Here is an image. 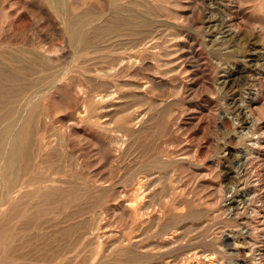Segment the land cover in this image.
<instances>
[{
    "label": "bare ground",
    "instance_id": "1",
    "mask_svg": "<svg viewBox=\"0 0 264 264\" xmlns=\"http://www.w3.org/2000/svg\"><path fill=\"white\" fill-rule=\"evenodd\" d=\"M4 1L7 2L9 5L11 3V5H13L14 7L11 10L5 11L1 15V21H0L1 28L6 29V27H7V31H10V30H12L13 26H17L19 28V32L22 29H24V30L29 29L33 34L30 36L28 35L27 37L20 38V39L17 38V36L15 34H12V35H8V37H5L6 39L4 41L0 42V111H4L2 114V118L4 119V124H2L0 126V179H1L0 184H3L2 186L6 190V196H5L4 201L6 202V204H8V213H7V214H9L8 219H10L9 221L13 225L12 228H10V229L9 228L0 229L1 230V232H0V264H43L42 262L44 260V257H41V258H43V260L38 257L39 259L42 260V262L38 259H36L35 261H20L18 258L10 259L11 258L9 256V253L11 254L10 250L13 252L15 251V253H16V251H18L17 249L20 247V245L18 243L19 242L18 239L20 238L19 232L29 233L30 231H34V232L36 231L37 233H41L42 231L47 229L48 226H50V222L52 221L51 219H48V218L45 219V217L48 216V215H46L48 206L49 205L50 206L55 205L57 208L62 209V211H63L64 208L67 207L68 204H70V202H72V200L75 199V197L78 194H80V192L78 191L80 189H78V188H76L77 190L72 189L70 192V197H68V195H67V197H68L67 198L66 194L62 193L60 191V189H58V187L54 184L55 182L59 181V179H57V177L55 176L59 172L56 170H48V171L42 170V166H44V165L41 166V162L44 163L43 161H45L47 158H45V160H43L44 157H43V159L41 158L42 160L40 163L36 162L34 160L35 150L33 152V147H34L35 143L33 142V139L36 136L35 135L36 123H37L36 120L38 119V117L40 116V113H41L38 111L43 112L44 108L47 106V99L52 98L51 99L52 103H50L52 106L51 107L52 111H59V109H60V111L62 109H64V111H66L67 109L65 110L66 107L64 108V106H67L66 105L67 103L64 104V106L62 105L63 108H60V107H61L62 102L63 103L68 102V103H71L73 105L72 108H75L76 111L89 112L90 116H89L88 121H90V122H91V120L94 122L98 121L99 123L98 122L96 123L98 125L100 124V120L103 122V120H102L103 117L105 119L107 118V117H105V115H102L100 113L98 115L97 114L98 112H100V111H117V112L122 111L123 107H126L127 105H129V102L126 100L127 97H130V99H132V98L136 99V100H134V103L132 106L133 109H131V111H135V112L134 113L133 112L127 113L120 118L121 126L119 127V129H123V131L126 133V135H128V137L130 138L131 134L133 135L132 131L134 130V127H137V130L135 131L136 135L134 133V136H137L136 137L137 138L136 139L137 140V146H138L137 148L139 149V157H140L141 165H140L139 171L131 179L132 180L131 186H132V189L134 190V192H136V193L139 192V194H140V193H143L145 190H148V188H146V187H147L149 181L152 180L153 182H155L153 179L156 178V180H157V176L159 177L158 174H160L162 171L163 172L167 171V170L169 171L170 165H173L171 163L174 162L173 159L172 160L170 159L169 161L167 160V158L173 157L172 155H174V154L172 153V155H170L171 152L169 154H166L168 151H164L166 153H165V155H163L161 157H157L156 156L157 153H154V150L156 147L155 146L156 141L154 143V140L156 139L155 136H157L156 133L158 132L157 131L158 128L160 126L164 127L166 134H172L177 129L179 131L180 124H181L183 117H184V112L188 111V109H186V108H180L179 110H167L169 107L168 108L166 107L167 109H162L160 111H156L158 102L156 103L155 101H152L153 98H151V94H154L156 92L155 93V95H156L158 92V91H156L157 87H155V85L158 86L160 84L161 86L163 85L164 87L166 86L169 88L172 86V88L176 91L175 93H177V97L181 101L183 100V102L187 98L191 97V99H192L193 97L196 98L200 94L202 95V91H201L202 88H206L207 91L210 93L209 98L211 97L210 99L213 100L212 95L216 96L218 91L216 89H214L213 86L207 85L209 83L207 81L211 80L210 79V73H211V69H212L211 64H210V60H209V54L219 55L220 53L218 52V48L221 47V45L223 46L224 44H227L230 41H234L235 39L242 40L243 37H241V35H242L241 29L238 25H236V23L238 24V22H236V20H235L236 17H234L233 12H232L233 11L232 10V8H233L232 4L234 3L233 0H210V2L213 4V10L211 11V13H213V14L210 15V17H208V19H205V17L203 18V11H204V8L206 7V5L209 4V0H186V1L192 2V6L188 4L189 6H191V9H190L191 12H190V14L186 13V16H185V14L180 15L181 13L177 14V12L173 13V14L172 13L169 14V12L171 11V6H172L171 3L173 2L172 4H175L176 1L179 2L182 0H94V1H96L95 4L98 6L97 7L98 9H101V11L107 12V14H104V17H100V15L98 16L97 12L92 10L91 8H85L87 3H89V5H90V2H92V0H56L57 3L54 0V2L57 4V6H54L55 7L54 10L53 9L51 10L49 8V6L52 3V0H4ZM183 1H185V0H183ZM178 2H176V3H178ZM239 3H241V1H239ZM56 4H54V5H56ZM93 4L94 3H92V5ZM182 4L183 3L181 2V5ZM92 5H90V6H92ZM177 5L180 6L179 4H176V6L175 5L174 6L178 7ZM181 7H179V8L181 9ZM51 8H52V6H51ZM182 8H184V7H182ZM7 9H8V6H7ZM257 9H258V12L260 13V15L263 16L264 15V0H258V8ZM35 11H38L40 13L41 19H42V15L45 17V18L43 17L42 21H44L46 23V26L47 25L49 26L51 34L44 35L45 32L43 33L44 30H42V28H40L41 26L40 27L38 26V23L33 24V23H30L27 21L28 17L36 15L34 13ZM57 13H58V15H56ZM174 14L175 15L177 14L176 16L173 17V19H175L177 21V23L172 25L170 22H168V19L171 16H173ZM217 14H220V15H217ZM261 18H262V20H264V16L260 17V19ZM37 21H40V20H37ZM204 22H206L208 24H214V26L217 29L218 34H221L223 37V41L219 44H214V46H212L210 51H207L205 46L203 47V43L200 41L201 39H199L200 35L195 34L192 31L187 30L186 26H185L186 24H189V23L193 24L194 23V24H198L197 25L198 29H201L204 26L203 25ZM251 25H252V23H251ZM263 25L264 24H261L260 26H263ZM251 27H253V26H251ZM254 27H256V26H254ZM196 30H197V28H196ZM3 32H5V31H3ZM262 32H264V31H262ZM244 35H245V33H244ZM213 43H215L214 40L212 41V44ZM246 44H247V46H250V47L253 46V47H251L252 50H250V51L256 52V47L254 46V43H252L251 39L250 40L247 39ZM197 45L199 46L198 48H197ZM163 51H165L164 54L166 57H169V56L171 57V55H172L171 59L167 60L165 62V64L164 63L162 64V62H160L161 56L163 55ZM155 62H157V65H154V64H156ZM158 62L160 64H158ZM250 62H251V59H250ZM147 65L148 66L154 65L155 68H158V72L156 71L157 74H155V75L146 74L145 72L148 70H146L145 72H144V70L146 67H148ZM161 65L166 67L163 71L161 70V67H162ZM249 72H250L249 77H251L253 75L251 73H254V72L252 70ZM213 74H214V72H213ZM257 74L259 75L260 73L257 72ZM158 75H161V77H162L160 82L157 81ZM69 76H75L74 77L75 82H72V81L70 82V83H74V86H73V88L71 87V89H69V87L67 85V83H68L67 80H68ZM261 77H262V75H261ZM224 83H225V86L222 87V88H224L222 96H223V100L225 101V103L224 102L223 103L226 105V108L229 111L234 112L233 114H237V113L240 114L242 112V110L238 107V105L236 103V95L239 92V90L241 89V87H243L247 84L249 85L246 77H244L241 74L238 78L233 77V75H229L228 80H226V82H224ZM250 85L253 86L254 85L253 82H251ZM262 85H264V84H262ZM70 90H72V91H70ZM205 91H204V93H205ZM219 93H221V92H219ZM66 94H68V95H66ZM206 94H208V93H206ZM161 99H163V98H161ZM162 102H164V100ZM166 104L167 103H165V104L162 103V105L161 104L160 105L164 106ZM59 105H60V107H59ZM181 107H183V106L181 105ZM129 108L130 107L128 106V108H127L128 111L130 110ZM158 108H160V107H158ZM19 111H27V113H26V115H21ZM47 111H49V110H47ZM131 111H129V112H131ZM251 111H253V110H251ZM117 112H115V113H117ZM44 116H42V117H44ZM113 116H111V118ZM80 117H82V116H80ZM258 118L259 117H257L256 119H258ZM39 119H40V117H39ZM18 121H21L20 126H17ZM47 121H49V120L47 119ZM38 122H41V121L38 120ZM44 122L46 123L45 120H44ZM102 122H101V124H103ZM147 122H151L154 124H151V128L150 127L147 128V126H146V125H148V124H146ZM45 123L44 124L42 123V124L45 126ZM111 123L113 124V121H111ZM44 126H42V127H44ZM104 126H105V124H104ZM41 128L39 127L38 129H41ZM60 128H58L60 131L59 133H61ZM63 128H64V126L61 129L63 130ZM45 129L46 128H44V130ZM164 129H163V131H164ZM67 131H68V129H67ZM41 133H43V129H42ZM116 134H120V133H116ZM50 135L53 136L51 133H50ZM50 135H48V136H50ZM71 135L73 136L76 134L74 133ZM57 136L59 137V135H57ZM161 136H163V135H161ZM168 136H170V135H166L167 138H168ZM117 137L120 138L121 136L119 137L117 135ZM41 138H42V136H41ZM45 138H46V136H45ZM50 138L53 140L52 137H50ZM50 138L48 139V142H46V143H44L45 140L43 141V144L45 146L47 143H49ZM59 138H61V136ZM62 138H64V137H62ZM62 138L59 139V140H61V142H62ZM124 138H125V136H124ZM129 138H128V140H129ZM37 140H39V139H37ZM37 140L35 142L40 144L39 142H41L42 139L40 141H37ZM57 141L58 140H56V142ZM77 141H79V140H77ZM82 141H83V139H82ZM126 141H127V139L125 140V142ZM53 142H54V140H53ZM221 143H222V141H221ZM43 144H41L42 145L41 147H44ZM112 145H114V143H112ZM131 146H132V144H131ZM217 146H218V144H217ZM38 147H39V145H38ZM51 147H52V145H51ZM58 147L60 149V147L62 148V145L58 146ZM116 147L114 146V149H116ZM48 148L46 149V147H45L46 150H48ZM53 148L54 147H52V150H53ZM108 148H110L111 149L110 151L112 152L113 147L111 148V145H110V147H108ZM223 148H224V151H226L228 155L232 154V149H230L229 144H225ZM36 149L38 150L39 148H36ZM133 149H134V146H133ZM41 150H43V149L41 148L40 150H38L39 152L37 151L38 154H36L35 156H37V155L39 156V153H41ZM58 150L57 151L54 150V151L58 152ZM107 150L108 149L106 148V151ZM160 150H161V147H160ZM45 151H44V153H45ZM61 151H63V150H61ZM189 151H193V149L189 150ZM48 152L50 153L52 151L48 150ZM48 152H47V154H49ZM182 152H184V151H182ZM44 153H43V155H45ZM128 153L130 154V152H128ZM186 153H184V154L182 153L183 157ZM188 153H190V152H188ZM47 154H46V157L49 156ZM192 154H193V152L190 153L191 157H194L196 155V152L194 153L195 154L194 156H192ZM71 155H73V154H71ZM127 155H125V156H127ZM108 156H110V155H108ZM164 156L166 157V159ZM178 156H180V154ZM53 157H55V155ZM195 157H194V159H195ZM48 158L50 160V156ZM71 158H72V156L70 157V159ZM110 158H112V157H110ZM173 158H175V157H173ZM55 159H56V157H55ZM76 159H77V157H76ZM114 159L116 160L117 157H115ZM181 159H182V157H181ZM54 162H56V160H54ZM109 162H110V160H109ZM51 163L53 164V161ZM51 163H49V164H51ZM68 163L70 166L71 165L70 160ZM115 163H116V161H115ZM178 163H179V161H178ZM75 164H76V162H75ZM110 164H109L110 170L108 169V172L111 171L113 174L114 170H112L110 168ZM260 164H262V163H260ZM64 167H65V165H64ZM178 167L180 168L181 165L180 166L178 165ZM187 167L188 166H186L185 168H187ZM71 168H73V167H70L68 169H71ZM113 168H114V165H113ZM116 168H119V167L116 165ZM179 168H177V169L178 170L182 169V168L181 169H179ZM77 169H78V167H77ZM61 170H62V168H61ZM72 170H74V168ZM72 170H69V171H72ZM216 171H217V169H216ZM219 171H221V170H219ZM224 172H226V171H224ZM192 173H195V172L192 171ZM112 174H108V175L112 176ZM262 174H264V173H262ZM219 175H220V173H219ZM227 175H228V172H227ZM227 175H224V178L226 180L230 181L229 175L228 176ZM79 176L80 175H78L77 177H79ZM90 176H92V179H93L94 175L92 174ZM98 176L100 177V175H98ZM98 176L95 175V180L98 179ZM162 177L166 178L164 176H162ZM257 177H259V176H257ZM110 178L113 180L114 176H112ZM90 179H91V177H90ZM106 179L110 180L107 176H106ZM262 179H264V178H262ZM72 180H74V179H72ZM64 181L66 182V180H64ZM100 181H95V182H100ZM67 182H66V184H67ZM75 182L73 181V183H75ZM69 183H70V181H69ZM91 183H92V181H91ZM70 184H72V182ZM70 184H69V186H71ZM95 184L96 183H93V185H95ZM106 184H108V183H106ZM64 185L65 184H63V186ZM78 185H79V183H78ZM73 186L76 187L75 184ZM81 186L82 185H80V187ZM91 186H92V184H91ZM95 186H97V185H95ZM64 188L66 189V187H64ZM262 188L264 189V186ZM91 190H93V189L91 188ZM96 190H98V188ZM183 190H185V189H183ZM200 190H203V189H200ZM149 191L150 190H148L147 192H149ZM217 191L219 192L218 189H217ZM107 192H108V190H107ZM105 193H106V190H105ZM87 195H88V193H87ZM93 195H94V193H93ZM102 196H103V194H102ZM108 196H110V195H108ZM108 196H106V197H108ZM113 196L115 198L118 195H116V196L113 195ZM199 196H201V195H199ZM91 197H90V200L92 201ZM95 197L93 196V198H95ZM1 199H2V196H1ZM88 199L89 198H87V200ZM99 199L100 198H98V200ZM103 199L107 200V198L106 199L103 198ZM108 199H109V197H108ZM116 199H118V198H116ZM80 200H82V199H80ZM104 200H101V201H104ZM187 201L185 203H190ZM198 201H200V200L198 199ZM204 203H205V201H204ZM239 203H240L239 200H237V199L233 200V198H232L229 200L228 203L222 205L223 206L222 210L224 212H228V211H231V209L233 208L236 211L234 213V217H233L234 221H236L238 225H244V226L246 225L248 228L250 225V220L248 218L242 217V214L239 212V208H238V206L240 205ZM25 204H26V206H28V205L29 206L26 208L25 207L23 208L22 206H24ZM99 204L102 205V202L100 203V201H99ZM46 205H48V206H46ZM90 205H89V207H92V205L91 206ZM95 205H97V204H95ZM185 205L188 206L187 204H185ZM97 206L94 207L95 210H97L99 208ZM121 206H123V205L121 204ZM126 206H124V207H126ZM184 206H183V208H184ZM85 207L86 206H82L81 208L84 209ZM93 207H92V209H93ZM158 208H160V207H158ZM158 208H157V210H158ZM177 208H178V206H177ZM107 209L105 210L106 212L110 208L108 210ZM162 209L163 208H161V210ZM80 210H79L80 213L83 214V212H84V214H85V211L82 212V209H80ZM88 210H86L87 211L86 214H88L90 212V211L88 212ZM100 210H102V209H100ZM129 210H130L129 212H131L133 215L130 213L129 214L132 215L137 222H139L141 224H145V223H149V222L152 223L150 216H147V215L151 214L154 211L153 207L147 205V207H144V209H142L138 205V207H136L135 210L133 208H131ZM163 210L161 211L162 214H163ZM169 210L171 211V209H169ZM79 211H77V212L79 213ZM125 211H126V209H125ZM102 212H103V210H102ZM180 212H182V211H180ZM200 212H202V211H200ZM78 213H76V214H78ZM172 213H173V211H172ZM73 214H74V216L76 215L75 213H73ZM94 214L96 215V212H94ZM98 214L96 216H98ZM107 214H109V213L107 212ZM129 214H128V217H129ZM55 215H53V218ZM58 215H59V213H58ZM101 215H102V213H101ZM100 216H98V217H100ZM91 217H92V215H91ZM114 217H115V215H114ZM151 217H154V216H151ZM59 218H61V217H59ZM107 218H108V216H107ZM155 218H153V219H155ZM72 219H73V215L71 213V215L68 217L67 220H70V222H71ZM93 219L96 220L97 218L94 217ZM100 219H99V222L101 221ZM102 219H104V217ZM113 219H111V221ZM158 219H159V217H157V220ZM200 219H201L200 213H197L195 211V209L191 208V210L186 215L173 217L170 222L176 223V222H180L182 220H189L191 222H198ZM87 220L89 221L88 218H87ZM87 220H86V222H82V223H85L86 225L89 226V223L87 224ZM90 220H91V218H90ZM129 220H133L132 217L129 218ZM77 221H79V220H77ZM74 222H76V221H74ZM96 222H98V221H96ZM99 222L97 224H100V225L94 224V225H96L95 227L91 226L92 227V228L90 227L91 229H89L85 232L83 231L82 235L80 234L81 237L74 239L73 244H71V247H68L69 245L67 246V245L63 244L64 248L66 249V247H68L69 248L68 252L69 253L71 252L70 253L71 255L73 253L76 255L77 254L79 255L83 252V250L80 249V245L82 243L81 241L90 238V239H93V241H94V239L97 240L98 243H96V241H95V243L98 244V245H95V250H96L97 249L96 246L100 247L102 245V242H101V241H103L102 238L107 239V236L111 237V235H112V234L108 235V232H106L107 229L106 230L104 229L105 224L102 222V224H103L102 225L101 222L100 223ZM106 222H107L106 225H108V221H106ZM115 222H116V220H115ZM66 224H68V223H66ZM85 224H82V226H84ZM152 224L154 225V223H152ZM170 225H172V224H170ZM54 226L58 227L56 225H54ZM74 227H75L74 224H70L67 227H63L62 228L63 231L61 233H63V232L69 233V231H72V230L75 231ZM172 227H173V225H172ZM185 227H186V225H185ZM49 228H51V227H49ZM109 228H111V227H109ZM180 228H183V227H180ZM180 228H179V230H180ZM76 229H78V227H76ZM81 230H85V228H83ZM109 230H111V229H109ZM250 230L251 229L248 228V231H249L248 234L249 235H247L246 237L244 236L245 237L244 241H246L248 238H250V235L252 236V233ZM58 233H60V232L58 231ZM45 234L46 233H44V235ZM44 235L42 236L43 238H41V239H44ZM116 235H118V234L116 233ZM130 235L132 236V234H130ZM25 236H26V234H25ZM35 236L36 235L33 236L34 239H35ZM37 236H39V235H37ZM53 236H54V234H53ZM67 236L68 235L66 234V237ZM114 237H116V236H114ZM173 237H175V236H173ZM30 238L33 239L31 236L26 237V241L28 242V244L25 243V245H27V249H28V246L30 247V243H32L34 241V239H33V241L29 240ZM123 238H124V236H123ZM136 238L134 237V239H136ZM23 239H25V237ZM100 239H102V240H100ZM36 240H37V238H36ZM59 240L60 239L58 238V241ZM139 240H141V239H139ZM174 240H172V241L174 242ZM217 241H216V243H217ZM90 242H92V241H90ZM119 242H120V240H119ZM119 242H118V245L120 246ZM124 242H125V240H124ZM43 243L44 242H42V244ZM108 243H107V245L109 246ZM120 243L122 244L123 242H120ZM235 243H236V241H235ZM160 244H161V242H160ZM165 244H166V242H165ZM263 244H264V240H263ZM90 245H92V244H90ZM162 245L163 244H161V246ZM176 245L177 244H175V246ZM23 246L24 245H22L21 247H23ZM159 246H156V247H159ZM161 246L159 248H161ZM170 246L167 248L170 249L171 248ZM172 246H174L173 243H172ZM214 246L218 247V245H216V244H214ZM47 247H48V244H47ZM61 247H62V249H64L62 245H61ZM133 248H136V247H133ZM149 248H150V246H149ZM149 248L147 249L144 246L141 249H138V248L137 249H138V251L140 250L139 251L140 253L144 254V253L148 252ZM164 248H166V246ZM204 248H206V247H204ZM59 249H60V247H59ZM105 249H104V251H106ZM95 250H94V253H95ZM98 250L100 251V249H97L96 251L99 252ZM129 250H131V249H129ZM162 250H164V249H162ZM257 250H258V255H259V260H260L259 264H264V245L260 246ZM57 251H59V250H57ZM61 251H63V250H60V252ZM65 251H67V250H65ZM60 252H58V253H60ZM91 252H88V253L90 254ZM33 253H35V252L33 251ZM54 253H55V251H54ZM99 253H101V252H99ZM99 253H97V254L99 255ZM124 253H126L125 250H124ZM131 253H133L132 250H131ZM29 254H30V251L28 252V254L26 253V255H28V256H29ZM60 254L63 255V253H60ZM91 254H93V253H91ZM52 255H54V254H52ZM78 255H77V257H78ZM103 255L108 256L107 253L103 254ZM208 255L209 254H205L204 251L199 250V251L193 252V255H187V253L184 252V253H181L180 255L176 256V258L175 257H173V258H175V261L177 263L181 264V263H185L189 259L192 260V259L199 258L202 256H205L203 258H208ZM230 255H232V254L230 253ZM97 256H95L97 258V259L94 258L95 260H98V261L102 260V259H98L99 257H97ZM127 256H128V252H127ZM129 256H130L131 260L129 259L127 261H129V262L134 261L132 263H135V264L138 261L140 262V260L137 261V259H138V258H136L137 256H135V255L134 256L129 255ZM215 256L217 257V255H215ZM20 257H21V255H20ZM58 257H60V256H58ZM65 257H67V256H65ZM79 257H80V255H79ZM90 258H92V257H90ZM123 258H126V255ZM22 259H24L23 256H22ZM84 259H86V258H84ZM94 259L92 258L91 263H90L91 259L89 260V263L88 262H85V263L94 264V261H95ZM141 259H142V257H141ZM57 260H58V258H57ZM48 261L46 262L47 264H48ZM51 262H52V260H51ZM60 262H62V261H60ZM63 262H65V261H63ZM124 262L122 261V263H124ZM166 262H167V259H166ZM164 263H165V261H164ZM238 263L236 262V264H238ZM97 264H99V262ZM192 264H194V263H192ZM221 264H223V263H221Z\"/></svg>",
    "mask_w": 264,
    "mask_h": 264
},
{
    "label": "rangeland",
    "instance_id": "2",
    "mask_svg": "<svg viewBox=\"0 0 264 264\" xmlns=\"http://www.w3.org/2000/svg\"><path fill=\"white\" fill-rule=\"evenodd\" d=\"M93 1L94 0H92V2H90V5H92V3H94L92 6H90L89 3H87L85 8H91L92 10L97 12L98 16L100 15V17H104V14H107V12H104V11H101V9H98L97 8L98 6L95 4L96 1H94V2ZM239 1H241V3H239ZM55 2H56V0H55ZM55 2H54V0H52L51 5L49 6V8L51 10L52 9L54 10V8H55L54 6H57V4H56L57 2L56 3ZM176 2H178V1H176ZM176 2H175V4H172L173 2L171 3L172 6H171V11L169 12V14L170 13L173 14L176 12H177V14L181 13L180 15L185 14V16H186V13L190 14L192 2L186 1V0L185 1H183V0L179 1L178 3H176ZM181 2L185 6L183 4L181 5ZM233 2L234 3L232 4V6H233L232 12H233L234 17H236L235 20H236V22H238V24L236 23V25H238L240 27L241 32H242L241 37H243V38H242V40L235 39L234 41H230L227 44H224L223 46L220 44L221 47L218 48V52L220 53L219 55L209 54V60H210V64H211L212 69H211V73H210V79L211 80L207 81V82H209L207 85L213 86V88L218 91L216 96L212 95L213 100L210 99L211 97L209 98L210 93L207 91L206 88H202V90H201L202 95L200 94L196 98L193 97L192 99H191V97L187 98L184 100V102H183V100L181 101L177 97V93H175L176 91L172 88V86L170 88L165 86L166 87L165 88L163 85H162L163 86L162 87L160 84L158 86L155 85V87H157L156 91H158V92L156 95H155L156 92L154 94H151V98H153L152 101H155L156 103L158 102L159 105L160 104L162 105V103H164V104L167 103L164 106H161V105L159 106L157 104V108H156L157 110L156 111H160L162 109H167L168 107L169 108L167 110H179L180 108H186V109H188V111L184 112V117H183V120L180 124L179 131L177 129L172 134H166L164 127H161V126L157 130L158 131L156 133L157 136H155L156 139L154 140V143L156 141V143H155L156 147H155L154 153L158 154V155L156 154L157 157H161V156L165 155L166 152H164V151H168L166 154H169L171 152L170 155H172V153H173L174 155H172V156L175 157L177 160L173 157L167 158L168 161L170 159L174 160V162L171 163L173 165H170L169 171L168 170L164 171V172L162 171L160 174H158L159 177L157 176V180H156V178L153 179L155 182H153L152 180L148 182V185L146 188H148V190H150L149 192H147L148 190H145L143 193L139 194V192L138 193L134 192V190L132 189V186H131V181H132L131 179L139 171L140 165H141L140 157H139V149L137 148L138 147L137 146V140H136L137 136H134V133L136 135L135 131L137 130V127H134V130L132 131L133 135L131 134L132 137L130 136L131 139L128 137V135H126V133L123 131V129H119V127L121 126L120 118L127 113H132V112L134 113L135 112V111H131V109H133L132 106H133L134 100H136V99L131 97L133 99L132 100V99H130V97H127L126 100L129 102V105H127L126 107H123L122 111H118V112L117 111H100V112H98L97 113L98 115L100 113L102 115H105V117H107L106 119L103 117L102 118L103 122L100 120L99 125L96 124L98 121L97 122H94L92 120H91V122L88 121L89 116H90L89 112L76 111L75 108H72L73 105L71 103H68V102H65V103L62 102L61 107L59 105L60 108H63L62 105L64 106V104L67 103L66 105L67 106L69 105V106L68 107L64 106V108L66 107L65 110L67 109L66 111H64V109H62L63 111L62 110L60 111V109H59V111H52V109H51L52 106L50 104V103H52V100H51L52 98L47 99V106L44 108L43 112L38 111V112H41L42 114L40 113V116H39L40 119L38 117V119L36 120V122H37L36 123V132H35L36 136H35V138L33 137L35 139V140L33 139V142L35 143V145L33 144L34 145L33 152L35 150L36 153L34 152V154L36 155V154H38L37 153L38 150H40L42 148L45 151L48 147H49L48 150L49 151L51 150L52 152L49 153L48 150H46L44 153V151L41 150V153H39V156L34 155V160L36 162L40 163L41 160L43 159V157H44L43 160H45V158L48 159V160L46 159L47 161L45 160L46 162L43 161L45 164L41 162V166L44 165V166H42V170H44V171L56 170L59 172L58 174L55 175L57 177V179H59V181L55 182L54 184L58 187V189H60V191L62 193L66 194V197H67V195H68V197H70L71 190L76 189V188L80 189V190H78L80 192V194H78L75 197V199H73L72 202H70V204H68V206L64 208L63 211H62V209L57 208L55 205H52V206L46 205V206H48L47 214H46L48 216H46L45 219L48 218V219L52 220L50 222V226H48L47 229H45L41 233H37L36 231L35 232L30 231L29 233L19 232L20 238L18 239V241H19L18 243H19L20 247L17 250L20 253L18 251H16V253H15V251L13 252L10 250V252H11V254L9 253V256L11 257L10 259L18 258L20 261H35L36 259H38L42 262L43 258H41V257H44V260L42 262L43 264H47L46 262L48 260H49L48 264H62V263L63 264H88L90 259H91L90 263L92 262V258L97 259L95 256L98 255L97 253L101 252V253H99V255L97 257H99L98 259H102L104 262L102 260L98 261V260L94 259L95 260L94 264H97L98 262H99V264H103V263L104 264H135V263H132L134 261H130V262L127 261L130 259L129 255L137 256L136 257V258H138L137 261L140 260V262L138 261V262H136V264H156V263L157 264H180V263H177L175 261L176 256H178L184 252L187 253V255H193V252L200 250V251H204L205 254H209L208 255L209 259L203 258L205 256H202V257L195 258L192 260L189 259L188 260L189 262L186 261L185 263H181V264H192V263H194V264H198V263L199 264H218V263L219 264H221V263H223V264H227V263L228 264H236V262L237 263L239 262L238 264H244V263L245 264H248V263L249 264H259L260 260H259V255H258L257 249L260 246L264 245L263 244V240H264V189L262 188L264 186L263 185L264 179H262V178H264V174H262V173H264V162H263L264 161V127H263L264 126V121H263L264 120V85H262V84H264V32H262V31H264V29H263L264 25L260 26L261 24H264V20H262V18L260 19V17H263L264 15L262 16L258 12V9H257L258 8V0H233ZM210 3L211 2L209 0V4L206 5V7L204 8V11H203V18L205 17V19H208V17H210V15L213 14V13H211V11L213 10V4L212 3L210 4ZM54 4H56V5H54ZM176 4H179L180 6L177 5L178 7H175ZM188 4L191 6H189ZM7 6H8V9H7ZM51 6H52V8H51ZM181 6L184 8H182ZM13 7L14 6L11 5V3L9 5L4 0H0V21H1V15L7 10H11ZM179 7H181V9ZM34 13L37 16L36 15L30 16V17H28L27 21L30 23H33V24L38 23V26L39 27L41 26L40 28H42V30H44L43 31V33L45 32L44 35L51 34L49 26L47 25L48 26L47 27L46 23L44 21H42L44 16L42 15V19H41L40 13L38 11H35ZM56 15H58V13ZM176 15L175 14L173 16L170 15L172 17V18L170 17L171 19L168 17L169 18L168 22H170L172 25L177 23V21L175 19H173V17ZM217 15H220V14H217ZM37 20H40V21H37ZM251 23H252V25H251ZM197 25L198 24L189 23V24H186L185 26H186L187 30L192 31L195 34L200 35L199 39H201L200 41L203 43V47L205 46L207 51H210L212 46H214V44H219L223 41L222 35L218 34L217 29L214 26V24H208V23L204 22V24H203L204 26L201 29H198ZM251 26H253V27H251ZM254 26H256V27H254ZM196 28H197V30H196ZM3 31H5V32H3ZM20 32H19V28L17 26H13L12 30L7 31V27H6V29H3V28H1V24H0V35H1L0 36V42L4 41L6 39L5 37H8V35H12V34H15L17 36V38H19V39L23 38V37H27L28 35L30 36L33 34L29 29H26V30L22 29V30H20ZM244 33H245V35H244ZM247 39H249V40L251 39L252 43H254V46L256 47V52L250 51V50H252L251 47H253V46H251V47L247 46V44H246ZM213 40L215 41V43L212 44ZM198 47L199 46L197 45V48ZM164 53H165V51H163V55L161 56V61H160V62H162V64L163 63L165 64V62L167 60H170L172 57V55H171V57L170 56L166 57ZM250 59H251L252 63L250 62ZM155 63L156 64H154V65H157V62H155ZM158 64H160V63L158 62ZM154 65H151V66L147 65L148 67L145 68L144 72L146 70H148L145 72L146 74H153V75L157 74L158 68H155ZM165 68H166L165 66H162L161 70L163 71ZM251 70L254 73H251L253 75L251 77H249V75H250L249 71H251ZM213 72H214V74H213ZM257 72L260 73L259 74L260 76L257 74ZM240 74L243 75L244 77H246L249 85L247 84V85L241 87V89L239 90V92L236 95V103H237L238 107L242 110V112H241L242 114L241 113L240 114H238V113L233 114L234 112L229 111L226 108V105L224 104L225 101L223 100V96H222L224 88H222V87L225 86L224 82H226V80H228L229 75H233V77L238 78L240 76ZM261 75H262V77H261ZM74 77L75 76H69V78L67 80L68 81L67 85H68L69 89H71V87L73 88V86H74V83H70L71 81L75 82ZM157 77H158L157 81L160 82L161 78H162L161 75H158ZM251 82H253V84H254L253 86L250 85ZM203 90L204 91L206 90L205 93ZM70 91H72V90H70ZM219 92H221V93H219ZM206 93H208V94H206ZM66 95H68V94H66ZM161 98H163V99H161ZM163 100H164V102H162ZM181 105L183 107H181ZM128 106L130 107L129 111H131V112H129L127 110ZM158 107H160V108H158ZM45 110L46 111L49 110V111L46 112ZM251 110H253V111H251ZM3 112L4 111H0V126L2 124H4V119L2 118ZM19 112L21 115H26V113H27V111H19ZM115 112H117V113H115ZM112 114L114 116L116 115L117 117L116 116L114 117ZM42 116H44V117H42ZM80 116H82V117H80ZM111 116H113L114 118L113 117L111 118ZM257 117H259V118L256 119ZM47 119L49 121H47ZM38 120H40L41 122H38ZM44 120L46 121V123L44 122ZM111 121H113V124L111 123ZM101 122L103 124H101ZM42 123L43 124L45 123V126ZM104 124H105V126H104ZM146 124H148V125H146L147 128H149V127L151 128V124H154V123L147 122ZM20 125H21V121H18L17 126H20ZM41 125L44 127H42ZM63 126L65 129L63 128V130H62L61 128ZM39 127L40 128L42 127V128L38 129ZM44 128H46V129L44 130ZM58 128H60L62 134L59 133L60 131ZM42 129H43V133H41ZM67 129H68V131H67ZM163 129H164V131H163ZM50 133L53 136H51ZM74 133L76 135L72 136L71 134H74ZM116 133H120V134H116ZM160 134L163 136H161ZM48 135H50V136H48ZM57 135H59V137L61 136V138L64 137V138H62L63 143L61 142V140H59L61 138H59ZM117 135L119 137L121 136L123 139L121 137L118 138ZM166 135H170V136H168V138H167ZM41 136H42V138H41ZM45 136H46V138H45ZM47 136L49 138L52 137L54 142L50 138L49 143H47L48 145L46 144V146H45L43 144V141L45 140L44 143L48 142L49 138ZM124 136H125V138H124ZM126 136L129 138L130 141L128 140V138ZM37 139H39V140H37ZM55 139L58 140L57 141L58 143L56 142ZM82 139H83V141H82ZM126 139H127V141L125 142ZM36 140L37 141L41 140V142H39L40 144L35 142ZM77 140H79V141H77ZM221 141L223 144L221 143ZM112 143H114V145H112ZM130 143L132 144V146ZM41 144H43L44 147H41L42 146ZM217 144H218V146H217ZM225 144L230 145V149H232L231 155H228L227 152L224 151L223 147ZM38 145H39V147H38ZM51 145H52V147H54L53 150H52ZM61 145H62V148L60 147V149H59L58 146H61ZM110 145H111V148L113 147V149H112L113 153L110 151L111 149L108 148V147H110ZM114 146L115 147L117 146L116 147L117 150L114 149ZM133 146H134V149H133ZM45 147H46V149H45ZM160 147H161V150H160ZM36 148H39V149L37 150ZM106 148L108 149L107 151H106ZM192 149H193V151H189ZM54 150H56V151L58 150V152H56ZM61 150H63L64 152ZM182 151H184V152H182ZM47 152L49 154H47ZM128 152H130V154ZM188 152H190V153L193 152L192 156H194L195 155L194 153L196 152V155H195L196 157L194 156L195 159H194V157H191L190 153H188ZM43 153L45 155H43ZM52 153L55 155L56 159H55V157H53L54 155ZM70 153L73 155H71ZM182 153L183 154L186 153L184 155V157H183ZM46 154L50 156V160L52 159L51 161L48 158L49 156L46 157ZM179 154H180V156H178ZM108 155H110V156H108ZM125 155H127V156H125ZM71 156H72V158L70 159ZM76 157H77V159H76ZM110 157H112V158H110ZM115 157H117L116 160L114 159ZM181 157H182V159H181ZM53 159L56 160V162H54ZM68 159L70 160V164H71L70 166L68 163L69 162ZM165 159H166V157H165ZM109 160H110V162H109ZM52 161H53V164L51 163ZM115 161H116V163H115ZM178 161H179V163H178ZM48 162L51 164H49ZM75 162H76V164H75ZM260 163H262V164H260ZM63 164L65 165L66 168L64 167ZM109 164H110V168L112 170H114L113 174L111 171H110L111 173L108 172ZM113 165H114V168H113ZM116 165L119 168H116ZM178 165L179 166L181 165V167L179 168ZM183 165L185 167L186 166H188V167L185 168ZM70 167H73L74 170H72L73 168L68 169ZM77 167H78V169H77ZM61 168H62V170H61ZM177 168H179V169L182 168V169L178 170ZM216 169H217V171H216ZM218 169L221 171H219ZM69 170H72V171H69ZM192 171H194L195 173H192ZM224 171H226V172H224ZM227 172H228L230 181L226 180L224 178V175H227ZM219 173H220V175H219ZM92 174L94 175L93 179H92V176H90ZM97 174L100 175V177ZM108 174H112V176H114L113 180L110 178L112 176H110ZM78 175H80V176L77 177ZM95 175L98 176V179H96V180H95ZM106 176L110 180L106 179ZM162 176H164L166 178H163ZM257 176H259V177H257ZM90 177L92 180L90 179ZM72 179H74V180H72ZM64 180H66V182L68 181L67 182L68 185L66 184V182ZM69 181H70V183L72 182L73 185L75 184L76 187L73 186L72 184H70ZM73 181L74 182L76 181V182L73 183ZM91 181H92V183H91ZM95 181H100V182H95ZM0 183H1V179H0ZM62 183L65 185L63 186ZM78 183H79V185H78ZM93 183H96L95 185H97V186L93 185ZM106 183H108V184H106ZM69 184L71 186H69ZM91 184H92V186H91ZM2 185L3 184H0V229H3V228H9L10 229V228H12L13 225L9 221L10 219H8V215H9V214H7L8 213V204H6V202L4 201L5 196H6V190L4 189V187ZM80 185H82V186L80 187ZM64 187H66L67 190ZM91 188L93 190H91ZM97 188H98V190H96ZM183 189H185V190H183ZM200 189H203V190H200ZM217 189L219 190V192L217 191ZM105 190H106V193H105ZM107 190L109 193L107 192ZM87 193H88V195H87ZM93 193H94V195H93ZM102 194H103V196H102ZM107 194L110 196H108ZM92 195L94 197L96 195L97 196L95 198H93ZM113 195H115V196L118 195V196H116L114 198ZM199 195H201V196H199ZM1 196H2V199H1ZM106 196H108L109 199ZM90 197H91L92 201L90 200ZM79 198L82 200H80ZM87 198H89V199L87 200ZM98 198H100V199L98 200ZM103 198H105V199L107 198V200H104ZM116 198H118V199H116ZM232 198H233V200H235V199L239 200L240 205L238 206V208H239V212L242 214V217L248 218L250 220V225L248 228L251 229L250 231L252 233V236L250 235V238H248L246 241H244V238L247 235H249L248 234L249 231H248V228L246 225L245 226L244 225H238L237 222L234 221L233 217H234V213L236 211L233 208L231 209V211H228V212H224L222 210V208H223L222 205L228 203L229 200ZM198 199L200 201H198ZM101 200H104V201H101ZM99 201H100V203L102 202V205L99 204ZM186 201L190 202V203H185ZM204 201H205V203H204ZM93 202L95 204H97L98 206L95 205ZM90 204L92 205V207L95 205L94 207L97 206L99 208L98 209L96 208L97 210H95L93 207V209H92V207H89ZM121 204L123 206H121ZM185 204H187L188 206H186ZM138 205L142 209H144V207H147V205L153 207L154 211L147 216H150L152 223H154V225L151 222L141 224L135 220V218L132 216L133 214L131 212H129L130 211L129 209L133 208L135 210L136 207H138ZM28 206H26V204H25L22 207L26 208ZM82 206H86L89 210L86 207L84 209L81 208ZM124 206H126V207H124ZM177 206L179 209L177 208ZM183 206H184V208H183ZM158 207H160V208H158ZM105 208L106 209L110 208L109 210L107 209L108 210L107 212L109 214H107V212L105 211L106 210ZM157 208L159 211L157 210ZM161 208L164 209V210L162 209L163 214L161 212L162 211ZM191 208L195 209V211L197 213H200L201 219L198 222H191L189 220H182V221L176 222V223L170 222L173 217L186 215L191 210ZM80 209H82V212L85 211V214H84V212H83V214L80 213V211H81ZM100 209H102L103 212ZM125 209H126V211L127 210L128 211L126 212ZM169 209H171V211ZM86 210H88V212L89 211L90 212L88 214H86L87 213ZM179 210L182 212H180ZM77 211H79V213ZM172 211H173V213H172ZM200 211H202V212H200ZM94 212H96V215L98 213L100 215L102 213V215L100 216L98 214V216H100V217H98L94 214ZM58 213H59V215H58ZM71 213L73 215V219L70 222V220H67V219L71 215ZM73 213H75V214L78 213V214H76L77 216L75 215L76 216L75 217ZM127 213L128 214L130 213L132 215L129 214V217H128ZM53 215H55L56 217L54 216V218H53ZM91 215H92V217H91ZM114 215H115V217H114ZM102 216L104 217V219H102L103 218ZM107 216H108V218H107ZM130 216L132 217L133 220H129V218H131ZM151 216H154V217H151ZM59 217H61V218H59ZM94 217L97 219L94 220L93 219ZM157 217H159L160 220L159 219L157 220ZM87 218L89 219V221L87 220ZM90 218H91V220H90ZM153 218H155V219H153ZM99 219L101 221L103 220L102 222L105 224L104 229L105 230L107 229L106 232H108V235L112 234L111 237L107 236V239L109 241L106 238H102L103 239V241H101L102 245L100 247L96 246L97 249H100V251L98 250L99 252H97L96 251L97 249L95 250V245H98V244H96V243H98L97 240L94 239V241H93V239H90V238L86 239V240H82L81 241L82 243L80 242L81 243L80 249L83 250V252H82L83 254L82 253H81L82 255L79 254L80 257L77 254L78 255V257H77V255L72 252L73 254L71 255L70 254L71 252L70 253L68 252V250H69L68 247H71V244H73V240L81 237L83 231L85 232V231L91 229L92 228L91 226L95 227L96 225H94V224H97L99 222ZM111 219H113V220L111 221ZM77 220H79V221H77ZM86 220H87V224L89 223V226L86 225L85 223H82V222H86ZM115 220H116V222H115ZM74 221H76L77 223ZM96 221H98V222H96ZM106 221H108V225H106V223H107ZM102 222H101V224H102ZM66 223H68V224H66ZM70 224L75 225V227H74L75 231L72 230V231H69V233H67V232L61 233L63 231L62 228L67 227ZM82 224H85V225L82 226ZM170 224H172L173 227ZM54 225H56L58 227H55ZM97 225H100V224H97ZM185 225H186V227H185ZM49 227H51V228H49ZM76 227H78V229H76ZM109 227H111V228H109ZM180 227H183V228H180ZM83 228H85V230H81ZM179 228H180V230H179ZM109 229H111V230H109ZM58 231L60 233H58ZM0 232H1V230H0ZM44 233H46V234L44 235ZM116 233L118 235H116ZM25 234H26V236H25ZM53 234L55 237L53 236ZM66 234L68 235L67 237H66ZM130 234H132V236ZM32 235L33 236L36 235L35 239ZM37 235H39V236H37ZM43 235H44V239H41V238H43L42 237ZM28 236H31L34 239V241L31 238L29 239V240L33 241L32 243L34 245L32 243H30V247L28 246V249H27V245H25V243L28 244V242L26 241V237H28ZM114 236H116V237H114ZM123 236H124V238H123ZM173 236H175V237H173ZM24 237H25V239H23ZM134 237L135 238L137 237V238L134 239ZM36 238L39 242L36 240ZM58 238L60 240L61 239L62 240L58 241ZM63 238L65 240L66 239L67 240L65 241ZM102 239H100V240H102ZM139 239H141V240H139ZM119 240H120V242H123V243L121 244L119 242ZM124 240H125V242H124ZM172 240H174V242ZM90 241H92V242H90ZM95 241H96V243H95ZM164 241L166 242V244ZM216 241H217V243H216ZM235 241H236V243H235ZM42 242H44V243L42 244ZM106 242L109 244L110 247L107 245ZM118 242H119L121 247L118 245ZM160 242H161V244H163L162 246H161ZM172 243L174 246H172ZM174 243L177 245L175 246ZM47 244H48L49 248L47 247ZM63 244L67 245V246L69 245V246L66 247V249H65ZM90 244H92V245H90ZM214 244L218 245V247H215ZM22 245H24V246L21 247ZM61 245L63 246L64 249H62ZM159 245L164 250L159 248L160 247ZM144 246L147 249L149 248V246H150V248H149L148 252L142 254L139 252L140 250L138 251V249H141ZM156 246H159V247H156ZM165 246H166V248H164ZM169 246L171 247L170 249L167 248ZM59 247H60V249H59ZM133 247H136V248H133ZM204 247H206V248H204ZM104 249L106 251H104ZM129 249H131L133 253H131V250H129ZM57 250H59V251H57ZM60 250H63V251L60 252ZM65 250H67V251H65ZM94 250H95V253H94ZM124 250L126 253H124ZM29 251H30V254L28 256V255H26V253L28 254ZM33 251L35 253H33ZM54 251H55V253H54ZM58 252L63 253V255H61ZM88 252H91L94 255L91 253L89 254ZM127 252H128L129 257L127 256ZM106 253L108 254V256L103 255ZM230 253L232 255H230ZM52 254H54V255H52ZM20 255H21V257H20ZM57 255L60 257H58ZM125 255H126L127 259L123 258V257H125ZM215 255H217L218 258ZM22 256L24 257V259H22ZM65 256H67V257H65ZM140 256L142 257V259ZM38 257L41 258L42 260L39 259ZM90 257H92V258H90ZM173 257H175V258H173ZM57 258H58V260H57ZM84 258H86V259H84ZM165 258L167 259V262H166ZM51 260H52V262H51ZM60 261H62V262H60ZM63 261H65V262H63ZM122 261L123 262L125 261V262L122 263ZM164 261H165V263H164ZM85 262H88V263H85Z\"/></svg>",
    "mask_w": 264,
    "mask_h": 264
}]
</instances>
